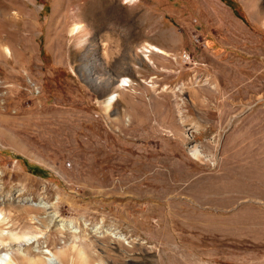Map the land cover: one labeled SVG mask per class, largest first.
I'll return each instance as SVG.
<instances>
[{
	"label": "rangeland",
	"instance_id": "obj_1",
	"mask_svg": "<svg viewBox=\"0 0 264 264\" xmlns=\"http://www.w3.org/2000/svg\"><path fill=\"white\" fill-rule=\"evenodd\" d=\"M1 103L0 216L23 248L264 264V0H0Z\"/></svg>",
	"mask_w": 264,
	"mask_h": 264
},
{
	"label": "bare ground",
	"instance_id": "obj_2",
	"mask_svg": "<svg viewBox=\"0 0 264 264\" xmlns=\"http://www.w3.org/2000/svg\"><path fill=\"white\" fill-rule=\"evenodd\" d=\"M12 2H14V1H12ZM11 4L12 3H10V5ZM54 7H57V6L54 5ZM19 8H20V11L21 10L23 11L25 9V7H21V6ZM5 11H7V10H5ZM91 11H95L94 8ZM6 14L8 15V13H6V12L3 15L5 16ZM15 16L16 15L14 13H13V15L9 16L11 21H16ZM81 30H83L82 26L78 23H75L72 26L70 33L72 35H76V34H79L80 32H82ZM140 48H141L140 51H142V52H152V51L160 52V50L158 48H156L155 46L143 45ZM3 52L9 53L8 48L4 47ZM125 80L127 81L128 79L123 77L122 80H120V78H118L117 80H113V81L111 80V83L109 85L108 84L105 85L106 89H104V90L106 91V90L110 89V87H113V86L120 88V86L123 85V82ZM112 98H113V96L109 97L108 103L113 102ZM0 105H1V107H3L5 109V103H1ZM5 122H6V124L10 123V120L7 119V121H5ZM192 154L194 156L197 155V150L195 148H193ZM18 181L25 184L26 178L22 177V176H18ZM25 185H27V184H25ZM30 210H33V208L32 207H24L23 208V211H30ZM5 224H7V222L5 221V219L2 216H0V264H51V263L59 264V263H61V258L65 254L63 249L62 250L56 249V251H53V252H51V251L45 252L42 250V248L37 247V246H34L32 248H29V247L23 248L20 244H18L19 240H22L23 243L25 242L27 244L28 242L31 241V240H29V237L18 236V235H16V233H12L11 231L7 230L4 227ZM114 237L120 238V237H116V236H114ZM43 254L46 256H43ZM77 254H78V257H80V259H82V252H78ZM82 264H85V263L83 262Z\"/></svg>",
	"mask_w": 264,
	"mask_h": 264
}]
</instances>
